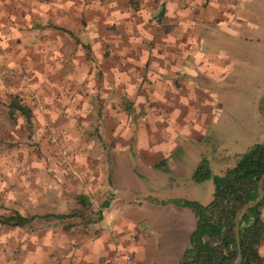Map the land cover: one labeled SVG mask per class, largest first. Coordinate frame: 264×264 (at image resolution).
<instances>
[{
    "label": "crops",
    "instance_id": "1",
    "mask_svg": "<svg viewBox=\"0 0 264 264\" xmlns=\"http://www.w3.org/2000/svg\"><path fill=\"white\" fill-rule=\"evenodd\" d=\"M143 1L131 6L126 0H0V97L16 94L31 108L32 120L34 110L44 114L82 173L74 188L65 180L68 190L55 186L52 195L40 198L48 210L29 215L66 213L75 203L68 196L77 192L99 213L95 222L69 231L54 219L34 221L21 228L28 229L21 248L0 264H125V255L130 264L178 263L188 237L161 210L180 206L160 204L144 185L147 175L157 176L153 167L166 161L172 148L151 134L172 124L170 115L182 127L190 124V106L175 108L164 100L177 81L189 85L191 76L201 79L206 65L222 75L225 62L201 53V22L211 26L209 20L217 17L214 22L221 25L229 11L234 25L245 0H185L190 10L180 8L179 0H150L144 11L138 9ZM27 94L37 101L36 109L24 99ZM163 113L168 115L161 118ZM91 119L102 148L98 154L88 141L76 139L78 125ZM100 123L107 137L100 135ZM147 128L151 134L143 138L140 130ZM54 153L49 154L55 166ZM129 158L150 170L136 172L146 181L126 164ZM73 243L78 252L71 251Z\"/></svg>",
    "mask_w": 264,
    "mask_h": 264
},
{
    "label": "rangeland",
    "instance_id": "2",
    "mask_svg": "<svg viewBox=\"0 0 264 264\" xmlns=\"http://www.w3.org/2000/svg\"><path fill=\"white\" fill-rule=\"evenodd\" d=\"M133 2L134 0H126L131 6ZM142 3L143 5H138V9L143 11L153 4L150 0ZM178 3L182 9H191V5L185 0H179ZM205 5L215 9L207 1ZM240 9L241 19L236 20L234 25L230 23L229 11L227 20L220 19L223 23L221 25L215 24L217 17L209 20L211 26L201 22V53L225 62L221 67L222 75L217 74V68L206 65L201 79L191 76L189 85L185 81H177V88L168 91V98L164 100L165 104H172L175 108L190 106L191 111L187 115L190 124L187 125L197 127L189 131L191 129L184 127L187 125L182 127L179 124L180 119H173L170 115L173 123L166 124L165 128L153 130L152 134L148 128L140 130L143 138L150 133L152 137L166 141L172 148L166 161L153 167L158 171L157 176L149 174L146 181L137 175L144 174L140 169L148 170L142 162L129 158L126 163L131 169L135 167L133 170L136 177L146 181L144 185L149 189V197L156 198L159 203L181 199L207 203L212 194L210 180L194 182L191 179V173L201 159L206 161L213 172H223L235 163L239 154L249 145L264 139V113L260 112L258 106L264 92V0H245ZM192 21L196 27L197 20ZM29 94L24 99L36 109L37 101ZM181 96L184 97L183 100ZM97 100L96 105H100L101 97H97ZM145 100L149 101V95ZM6 102V95L0 97V212L10 209L23 215L45 212L48 209L41 206L45 193L52 195L55 186H59L57 190L62 187L65 191L68 190L65 180L74 188L76 180L81 181L82 173L76 167L72 150L45 120L44 114L34 110L33 133L28 142L19 116L13 127L9 124L3 107ZM149 105L156 106V103L152 101ZM261 111L264 112V107ZM167 115L163 113L161 118ZM98 126L100 135L107 137V130L103 129L101 123ZM92 127V119L87 125H78L76 139L88 141L92 153L98 154L102 148ZM10 143L14 146H9ZM51 151L56 155L57 162L53 161L55 166L50 161ZM65 156L67 158L62 161ZM48 170L52 171L51 174ZM75 194L68 197L74 199ZM73 207L75 203L67 211ZM62 209L60 206L56 210ZM161 213L171 219L169 223L174 224L175 229L182 228L188 237L194 225L190 210L180 206L173 210L163 208ZM58 227L61 229L60 225ZM76 227L82 226L75 225L72 228ZM27 230L0 227L1 261L11 257L12 253L8 252L21 248V240L28 234ZM74 245L79 246L78 243L71 244V251ZM260 252L264 255V242L260 246Z\"/></svg>",
    "mask_w": 264,
    "mask_h": 264
},
{
    "label": "trees",
    "instance_id": "3",
    "mask_svg": "<svg viewBox=\"0 0 264 264\" xmlns=\"http://www.w3.org/2000/svg\"><path fill=\"white\" fill-rule=\"evenodd\" d=\"M259 109L264 113V92ZM8 122L16 124L17 116L22 120L23 129L29 139L33 133L32 111L29 105L16 94H10L5 104ZM264 171V139L249 145L239 154L235 163L223 172H213L206 161L201 162L191 173L194 182L210 180L211 199L200 204L197 201L181 199L171 203L188 208L194 217V225L188 236V243L177 264H231L236 258V245L233 235V217L245 202L257 197V181ZM263 197L250 207L241 217L238 227V241L241 252L239 264H264L260 246L264 242V179ZM75 207L66 213L23 215L10 209L0 212V227H31L34 221L54 219L64 231L75 225L86 226L99 218L88 196L82 192L74 195ZM104 206V204L102 205Z\"/></svg>",
    "mask_w": 264,
    "mask_h": 264
},
{
    "label": "water",
    "instance_id": "4",
    "mask_svg": "<svg viewBox=\"0 0 264 264\" xmlns=\"http://www.w3.org/2000/svg\"><path fill=\"white\" fill-rule=\"evenodd\" d=\"M264 179V171L259 175L258 181H257V197L253 200H249L245 202L241 207H239L233 217V235L236 245V258L231 264H239L241 260V252L239 247V241H238V227L240 223V219L242 215L252 206L257 205L262 197H263V190H262V181Z\"/></svg>",
    "mask_w": 264,
    "mask_h": 264
},
{
    "label": "built area",
    "instance_id": "5",
    "mask_svg": "<svg viewBox=\"0 0 264 264\" xmlns=\"http://www.w3.org/2000/svg\"><path fill=\"white\" fill-rule=\"evenodd\" d=\"M67 157L65 156L63 159H62V161H65V159H66ZM72 249H73V251L72 252H78L79 250H80V248H79V246H76V245H74V246H72ZM71 259H74V257L71 255ZM124 261H125V264H130V258H129V256L128 255H125L124 256ZM101 264H109L108 263V261L107 260H102L101 261Z\"/></svg>",
    "mask_w": 264,
    "mask_h": 264
}]
</instances>
